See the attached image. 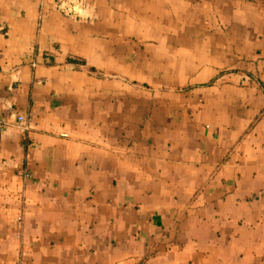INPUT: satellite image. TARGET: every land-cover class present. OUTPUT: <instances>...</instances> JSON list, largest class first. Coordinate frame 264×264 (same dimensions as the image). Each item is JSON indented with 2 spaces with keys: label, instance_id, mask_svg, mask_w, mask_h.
<instances>
[{
  "label": "crops",
  "instance_id": "0c3cea01",
  "mask_svg": "<svg viewBox=\"0 0 264 264\" xmlns=\"http://www.w3.org/2000/svg\"><path fill=\"white\" fill-rule=\"evenodd\" d=\"M0 119V264H264V0H0Z\"/></svg>",
  "mask_w": 264,
  "mask_h": 264
},
{
  "label": "built area",
  "instance_id": "2783aa9c",
  "mask_svg": "<svg viewBox=\"0 0 264 264\" xmlns=\"http://www.w3.org/2000/svg\"><path fill=\"white\" fill-rule=\"evenodd\" d=\"M56 9L65 16H71L75 14V9L82 5L83 0H52ZM15 122L18 126H25L26 120L23 116H16ZM7 123L5 120L0 119V142L2 140ZM27 174L24 178H27Z\"/></svg>",
  "mask_w": 264,
  "mask_h": 264
}]
</instances>
